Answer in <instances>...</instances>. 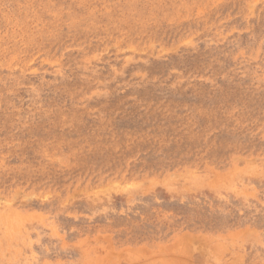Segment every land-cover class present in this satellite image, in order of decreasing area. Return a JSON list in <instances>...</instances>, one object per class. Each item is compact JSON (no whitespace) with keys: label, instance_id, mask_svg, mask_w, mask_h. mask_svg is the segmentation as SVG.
Returning <instances> with one entry per match:
<instances>
[{"label":"rangeland","instance_id":"rangeland-1","mask_svg":"<svg viewBox=\"0 0 264 264\" xmlns=\"http://www.w3.org/2000/svg\"><path fill=\"white\" fill-rule=\"evenodd\" d=\"M0 264H264V0H0Z\"/></svg>","mask_w":264,"mask_h":264}]
</instances>
